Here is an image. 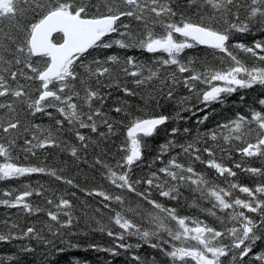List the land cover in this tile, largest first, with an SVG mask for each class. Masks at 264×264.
<instances>
[{
	"label": "snow or ice",
	"instance_id": "snow-or-ice-1",
	"mask_svg": "<svg viewBox=\"0 0 264 264\" xmlns=\"http://www.w3.org/2000/svg\"><path fill=\"white\" fill-rule=\"evenodd\" d=\"M0 207V264H264V0H0Z\"/></svg>",
	"mask_w": 264,
	"mask_h": 264
},
{
	"label": "trees",
	"instance_id": "trees-1",
	"mask_svg": "<svg viewBox=\"0 0 264 264\" xmlns=\"http://www.w3.org/2000/svg\"><path fill=\"white\" fill-rule=\"evenodd\" d=\"M224 108H225V111H224V114L225 115H228V114H230V106H224ZM78 195H79V193H78ZM85 199H88L89 200V202L90 203H92L93 202V200L91 199V198H87V197H85ZM3 209H2V207H0V215H2L3 214ZM0 247H3L2 245H0ZM85 255H88V256H91L93 259L95 258L94 256H92V253H84Z\"/></svg>",
	"mask_w": 264,
	"mask_h": 264
}]
</instances>
